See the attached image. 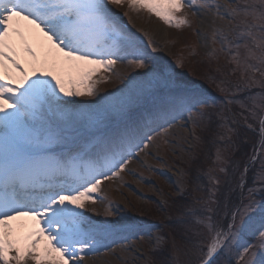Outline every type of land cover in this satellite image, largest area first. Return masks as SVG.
<instances>
[{
    "label": "rangeland",
    "instance_id": "1",
    "mask_svg": "<svg viewBox=\"0 0 264 264\" xmlns=\"http://www.w3.org/2000/svg\"><path fill=\"white\" fill-rule=\"evenodd\" d=\"M94 2L99 17L75 22L69 21L73 14L61 13L63 5L36 0L31 22L54 51L49 46L37 58V51L29 52L33 41L18 30L13 36L27 50L14 66L17 75L8 78L0 65L2 78L18 87L0 82V132L12 130V148L22 157L46 148L74 155L48 162L51 171L42 176L53 181L50 174L60 171L75 181L52 190L46 209L13 214L38 227L27 255L35 260L42 240L60 258L101 255L107 264H152L156 258V264H202L213 251L210 264H264V136L252 158L260 161L256 186L242 194L247 176L232 154L235 126L247 120L228 105L236 94L256 90L248 104L237 101L256 122L264 106V0ZM51 6L60 11L48 14ZM201 16L208 18L205 35ZM38 87L55 109L57 133L34 102ZM9 117L14 123L6 131ZM41 181L44 191L49 184ZM234 196L243 203L232 204ZM74 202L80 217L47 218L52 208L69 210ZM70 225L88 234L86 242L76 239L78 233L60 232ZM29 235L23 237L27 245ZM16 257L10 255L12 264Z\"/></svg>",
    "mask_w": 264,
    "mask_h": 264
},
{
    "label": "bare ground",
    "instance_id": "2",
    "mask_svg": "<svg viewBox=\"0 0 264 264\" xmlns=\"http://www.w3.org/2000/svg\"><path fill=\"white\" fill-rule=\"evenodd\" d=\"M5 0H0V7L1 4L4 2ZM20 2H27V3H32V0H18ZM63 2V1H62ZM79 3L85 7H87L88 5H92L93 2L92 0H79ZM30 4V5H31ZM65 8L62 9V11H64L63 13H72V19L77 22L80 17H83L82 19H88L85 18L84 16H80V13L76 14V12L69 8V3L65 2ZM1 10V8H0ZM49 14L54 15L57 14V9H53L50 8L48 11ZM75 13V14H74ZM2 11H0V65H3L5 70H3L4 72H6L8 78H11L12 76H16L17 75V71L14 68L15 66V62L22 57V55L19 53L20 47H19V40H17L14 36L13 33L21 30V33H26V39L28 40H32L33 44H35V50L37 51V58L41 59L44 54L46 53L45 50L47 49V47H51L50 49H52V51H54V45H50L49 43L45 42L42 39V36H44V34L41 33L40 28L36 27V25L34 23L31 22V20L29 19V16H26L30 14V9L28 8H21V12L12 15L11 17H4L2 16ZM202 18V33L203 35H205L206 33V28L208 27V18H206L205 16H201ZM68 21V20H67ZM7 28L6 30H12L14 32H12V34H10L11 32H8V35H6L5 32H3V30ZM157 35L159 36L158 38L162 39L163 36V28L157 26ZM3 32V33H2ZM54 33H58V34H67L65 32V30H63V28H55L54 29ZM33 34V36H32ZM72 37V36H69ZM74 43H77V40L74 41ZM32 49V48H29ZM58 51H61L60 49H57ZM17 56V57H16ZM9 59L13 60V63H9ZM1 70V68H0ZM8 70H10L11 72H9ZM2 72V71H1ZM0 76H3L0 73ZM23 183V181H22ZM64 207H62L60 210L59 208L55 209L52 208V210H49L46 212L47 218H50L54 221H56L58 218H62V220H72L74 219L76 216L80 217V209L78 208V204L77 203H73L72 208H70L69 210L63 209ZM2 210V209H0ZM9 212H13L12 209H9ZM62 214V216H61ZM84 229H88L87 227H84ZM38 231V227L37 225L31 220H23L21 223L17 222L16 219H9V223L6 224L5 226H1L0 225V244H2V250H0V263L1 264H11L12 263V259L10 258V255H14L17 256L19 255L20 261L22 262V264H33L34 262L38 263V262H42L43 259L42 258H46L47 260L44 261V264H107L106 260L108 258L102 257L101 255L98 256H91V257H87V256H82V255H75L68 253L66 254V257L60 258L56 255L55 252H52V250L50 249L51 247H47V245H45L44 241L40 240L38 243V246H36V259L34 260V258L30 259L29 256L27 255L29 252V248L30 245L33 243L34 239H36V232ZM87 231V230H84ZM61 233L64 234V236H68L70 234H74V233H78L80 237H82V241L86 242L85 238L88 234H84V232L81 233V231L79 230L78 226H68L65 228H62V230L60 231ZM55 233V232H54ZM90 233V232H89ZM26 234H30L29 237V245L26 244V242L23 240V237ZM76 234V235H78ZM28 237V238H29ZM27 238V239H28ZM93 241L99 240L95 237L92 238ZM3 241V243H2ZM61 241V240H59ZM8 242L10 244V251L9 252H5L3 250L4 244ZM68 242V239L65 241ZM91 244V243H90ZM83 250H78V252H81ZM97 252V250H95ZM95 251H87L88 254H95ZM60 255H65L62 253H58ZM34 256V257H35ZM57 256V257H56ZM67 259V261H66ZM109 261V259H108Z\"/></svg>",
    "mask_w": 264,
    "mask_h": 264
},
{
    "label": "trees",
    "instance_id": "3",
    "mask_svg": "<svg viewBox=\"0 0 264 264\" xmlns=\"http://www.w3.org/2000/svg\"><path fill=\"white\" fill-rule=\"evenodd\" d=\"M253 91H256V90H252L251 92H249L248 90L242 91L240 94H236L235 96H233L234 97L233 101L228 102L230 110L237 117V119H239L238 114H240V116L241 114H244L245 120H247V121H241L242 125L239 124L240 123L239 122L235 126L237 147L235 148V151L232 154L233 159L238 161L240 163V167H242V170H245L246 172V176H247L246 183H245L242 194H245L248 188L256 186L255 184L252 183V181L254 180L256 171L259 168L260 161H258V156H257V161H253L252 158L254 157V153L258 151L260 147V144H259L260 140L262 139L263 141V136H264V121L261 124V114L262 112H264V106L261 109V111H259V115L257 116L258 120L256 122L253 120V118L250 115H246V113L243 111L246 109H244L242 106H240L237 103V101H241L243 103L248 104L247 99L253 93ZM247 124L250 125L251 127H248ZM251 160L253 161V163H251ZM262 191L264 192V189H262ZM235 203L236 205H239L243 203V199L241 200L239 196L237 197L234 196L232 204H235ZM230 218L231 216L229 217V219L227 218L225 220L226 221L224 223L225 226H229L230 222L232 221ZM177 239L180 242L186 243V241L183 240L182 238L177 237ZM156 261H160V258H156V260L154 259V262L152 264H156Z\"/></svg>",
    "mask_w": 264,
    "mask_h": 264
}]
</instances>
